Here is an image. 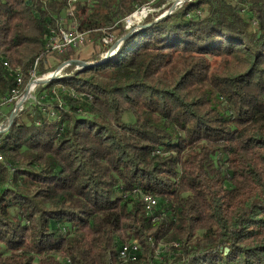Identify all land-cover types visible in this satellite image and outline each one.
<instances>
[{"label": "trees", "instance_id": "16d2710c", "mask_svg": "<svg viewBox=\"0 0 264 264\" xmlns=\"http://www.w3.org/2000/svg\"><path fill=\"white\" fill-rule=\"evenodd\" d=\"M68 1L0 0V98ZM149 1L77 0L78 29L99 40ZM169 8L0 133V264H119L131 243L124 264H264V0H186L156 21Z\"/></svg>", "mask_w": 264, "mask_h": 264}, {"label": "built area", "instance_id": "2783aa9c", "mask_svg": "<svg viewBox=\"0 0 264 264\" xmlns=\"http://www.w3.org/2000/svg\"><path fill=\"white\" fill-rule=\"evenodd\" d=\"M43 4L53 0H41ZM158 0H150L148 3L143 4L141 6L136 7V10L123 18L120 23L114 25V30H106V28L97 30L96 32L100 33L99 42L102 46H109L115 40V30H120V24H122L123 29H128L131 25L135 23V15H139V19L144 20L149 14H152L167 5H173L174 10H176L183 1L185 0H170L165 3V5L161 6L159 9H154L153 4H155ZM77 0H69L67 2L66 10L64 16H61L55 20V25L53 28H50L51 31V40L47 45V49L43 54H39L34 63V88L32 91L24 92V94L20 98H12L11 97V89L9 93L0 98V131L3 126H8V122L13 121L16 117V114L22 112L26 109V106H41V101L43 98H37V90L41 86L42 80L46 77H51L56 74H61L62 70L69 66L70 63L64 62L59 66V68L50 73L41 74L40 73V65L42 64L44 69L47 70L48 67L47 57L51 55L64 56L72 51H75L82 46H84L88 39L89 32H81L78 29V22L75 19V3ZM125 24V26H124ZM39 82V83H36ZM22 84V83H19ZM10 109L11 113L9 116L4 117V110ZM44 111V109H43ZM145 204L146 210H151L156 202L153 198L150 200H143ZM132 246V255L128 257L130 261H136L135 257V245H125Z\"/></svg>", "mask_w": 264, "mask_h": 264}, {"label": "rangeland", "instance_id": "374dc122", "mask_svg": "<svg viewBox=\"0 0 264 264\" xmlns=\"http://www.w3.org/2000/svg\"><path fill=\"white\" fill-rule=\"evenodd\" d=\"M168 1H170V0H168ZM124 26H125V24H124ZM120 27H121L120 30H118V29L115 30V34H116V35H114L115 36V40L109 46H102L98 39L93 40V39H91L88 36L86 44L84 46H82L81 48H79V49H77L75 51H72L71 53H69L67 55H64V56H57V55L53 54V55L47 57L46 65H47L48 69L46 70L47 71L46 73H50V72L56 71L59 68V66L65 62L64 61L65 58H68V57L71 60L80 61L82 64H85V65L91 64V63H88L89 62L88 59H90L92 54L95 53V52H100L101 53V57L105 58V56H106L105 54L107 53L108 50L109 51L112 50V48L114 46H116V47L120 46L122 41H123V37H124L123 35L126 34V30L127 29H125V28L123 29L122 24H120ZM106 30H108V29H106ZM213 66H215V64H213ZM43 69H44V67H43ZM60 76H61V74L58 75V77L56 75L48 77V78H51V80L49 82L55 80L56 78H59ZM3 113H4V117H7L11 113V110L10 109H6V110H4ZM34 116H35L34 108L27 105L26 109L24 111H22V112L17 113L15 118H18L20 120H24L26 122V121H29V119L33 118ZM168 246H169L168 244H166L164 242H160L154 248V254H153L152 257L155 258V256H156L155 254L159 253V249L160 248L162 250L164 247H168ZM142 254L144 255V253H142ZM121 263H119V264H121ZM124 263H126V262H124ZM124 263H122V264H124ZM62 264H64V263L62 262Z\"/></svg>", "mask_w": 264, "mask_h": 264}, {"label": "bare ground", "instance_id": "6f19581e", "mask_svg": "<svg viewBox=\"0 0 264 264\" xmlns=\"http://www.w3.org/2000/svg\"><path fill=\"white\" fill-rule=\"evenodd\" d=\"M185 1H183L180 6H182V4ZM139 18H140L139 15H135L136 20H138ZM50 33H51V31H50ZM50 40H51V36H50V38L46 44V49H47V45L50 43ZM4 67L8 68L9 66L7 63H4ZM33 71H34V64L31 67V69L28 71L27 76L24 75V73H22L20 70H18V69L16 70L15 83H14V86L11 88V97L12 98H20L24 94V92H29V91L33 90V88H34V72ZM58 75H60V74H56L57 77H58ZM25 78H27L26 83H25ZM50 80H51V78L46 77L44 80H42L41 86H44V84L48 83ZM19 83H22V84H19ZM9 125H10V122H8V126H3L0 133L7 131ZM0 161H1V158H0ZM150 199H151V197H149V196L143 198V200H150ZM128 245H135V247H136L135 257H136V253L139 251V246L137 245V243H131ZM131 255H132V246H125L124 245L119 252V258L123 262H127V263L128 262H135V261L128 260V257Z\"/></svg>", "mask_w": 264, "mask_h": 264}, {"label": "water", "instance_id": "95a60500", "mask_svg": "<svg viewBox=\"0 0 264 264\" xmlns=\"http://www.w3.org/2000/svg\"><path fill=\"white\" fill-rule=\"evenodd\" d=\"M173 11H174V6L171 5L170 8H169L167 11H165L164 14H162V15H161L156 21H158L159 19L163 18V17L166 16L167 14H171ZM143 21H144V20L141 21V19L135 20V23H134L133 25H131V26L126 30V34L123 35L124 37H123V41H122L121 45L118 46V47H116V46H114L113 48L111 47L112 50H110V51L108 50V51H107V53L105 54V55H106L105 58H107V57H109L110 55L114 54V53H115V52H116V51L122 46V44L124 43V41H125L130 35H132V34H134L135 32L141 30V28H142V24H143ZM115 49H116V50H115ZM111 53H112V54H111ZM68 63H75V64L83 65L82 63H80V62H76V61H70V62H68ZM59 69H60V68H59ZM36 83H39V82H36ZM11 122H12V121H11ZM11 122H10V124H11Z\"/></svg>", "mask_w": 264, "mask_h": 264}, {"label": "crops", "instance_id": "0c3cea01", "mask_svg": "<svg viewBox=\"0 0 264 264\" xmlns=\"http://www.w3.org/2000/svg\"><path fill=\"white\" fill-rule=\"evenodd\" d=\"M79 60V59H78ZM76 62H80V61H77V60H75ZM81 63V62H80Z\"/></svg>", "mask_w": 264, "mask_h": 264}]
</instances>
